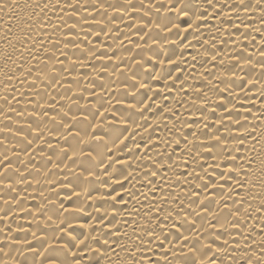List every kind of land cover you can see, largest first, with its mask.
<instances>
[{
    "label": "bare ground",
    "instance_id": "1",
    "mask_svg": "<svg viewBox=\"0 0 264 264\" xmlns=\"http://www.w3.org/2000/svg\"><path fill=\"white\" fill-rule=\"evenodd\" d=\"M0 264H264V0H0Z\"/></svg>",
    "mask_w": 264,
    "mask_h": 264
},
{
    "label": "snow or ice",
    "instance_id": "2",
    "mask_svg": "<svg viewBox=\"0 0 264 264\" xmlns=\"http://www.w3.org/2000/svg\"><path fill=\"white\" fill-rule=\"evenodd\" d=\"M208 247H211V245H208Z\"/></svg>",
    "mask_w": 264,
    "mask_h": 264
}]
</instances>
